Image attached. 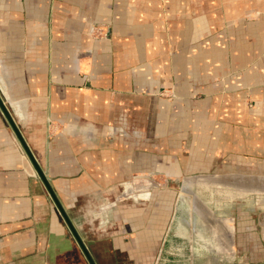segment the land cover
Listing matches in <instances>:
<instances>
[{
    "label": "crops",
    "instance_id": "obj_1",
    "mask_svg": "<svg viewBox=\"0 0 264 264\" xmlns=\"http://www.w3.org/2000/svg\"><path fill=\"white\" fill-rule=\"evenodd\" d=\"M0 99L94 263H158L163 203L125 185L260 161L264 0H0ZM188 195L233 252L230 219ZM0 264H91L1 107Z\"/></svg>",
    "mask_w": 264,
    "mask_h": 264
},
{
    "label": "rangeland",
    "instance_id": "obj_2",
    "mask_svg": "<svg viewBox=\"0 0 264 264\" xmlns=\"http://www.w3.org/2000/svg\"><path fill=\"white\" fill-rule=\"evenodd\" d=\"M162 94L166 98L172 96L170 90H164ZM240 159L239 162H232L230 159L228 161L222 159L207 161L204 166H198L193 172L169 183L154 182L150 177V180H145L144 177L142 181L139 179L125 185L134 188L139 185L148 187L150 184L149 189L157 194L158 202L163 203L164 227L167 228V222L170 224L169 229H165L162 260L155 264H201V259L208 256L206 253L204 255L202 252L195 251L199 257L193 258V248L185 241L190 237L188 230L174 228L178 212L183 211L185 205H189L190 211L195 212L197 226H208V222H199L202 216L199 215L201 210H195L194 201L187 197H185L186 200L179 201L178 211H175L180 193L183 191L187 194L200 193L202 202L208 205L209 211L215 217H213L214 221L224 225L226 224L224 221L230 219L229 224L232 228L230 237L235 240V246L233 252H228V250L225 252L233 255L221 259L217 264H259L257 262L259 258L264 264V152L261 153L260 161ZM214 175L228 177L237 175V177L243 178L247 185L242 187L225 184L192 186L186 182L183 183L187 178ZM251 181L256 183L254 188L250 187ZM180 183L182 187L179 186ZM125 186L122 188L124 189ZM122 188L120 187L121 190H123ZM202 202L199 201V203ZM212 233L216 234L214 231ZM99 252L101 264H115L112 256L107 257L101 248H99ZM210 255L212 256V254ZM210 264H214V262L212 261Z\"/></svg>",
    "mask_w": 264,
    "mask_h": 264
},
{
    "label": "flooded vegetation",
    "instance_id": "obj_3",
    "mask_svg": "<svg viewBox=\"0 0 264 264\" xmlns=\"http://www.w3.org/2000/svg\"><path fill=\"white\" fill-rule=\"evenodd\" d=\"M197 216L195 214V212H191L189 205H185V208L183 209V211L178 212V216L174 222V228H182L185 230H188L189 232V238H187L186 243L188 245H190L193 248L194 251V255L193 258H196V256L199 257L198 254H195V251L198 252H202L208 255L207 258L205 259H201V264H210L211 261H214L216 258L218 259L217 263H219V261H221V259L223 258H227V257H232L230 255L233 254H229L228 252H225V249H221L220 251L218 250L217 246H218V241L216 240V237L213 236L211 241V245L212 247L208 248L203 240L207 237L206 236H199L198 234H196L195 229L197 226ZM199 226V225H198ZM200 227H202L200 225ZM210 239V236L207 235ZM225 252V253H222ZM212 254V256L210 255ZM211 256V257H210ZM236 256H238L236 254ZM215 263V261H214Z\"/></svg>",
    "mask_w": 264,
    "mask_h": 264
},
{
    "label": "water",
    "instance_id": "obj_4",
    "mask_svg": "<svg viewBox=\"0 0 264 264\" xmlns=\"http://www.w3.org/2000/svg\"><path fill=\"white\" fill-rule=\"evenodd\" d=\"M0 107H1V109H2V112H3L4 116L7 118L9 124H10V125L12 126V128L17 132V134H18V136H19V138H20V140H21V142H22V144H23L25 150L27 151L28 155L30 156V158L32 159V161H33V162L35 163V165L37 166V170H38V172H39L41 178L43 179V181H44V183H45V185H46L48 191L50 192L51 196L53 197L54 201L56 202V204H57V206H58L60 212L63 214V216H64V218H65V220H66V222H67L69 228H70L71 231L73 232V234H74V236H75L77 242H78V243L80 244V246L83 248V250H84V252H85L87 258H88L89 261L91 262V264H95L94 261H93V259H92L91 256H90L89 252L87 251L85 245L83 244L81 238L79 237V235L77 234L76 230L74 229V227H73L71 221L69 220L68 216L66 215V213H65V211L63 210L62 206L59 204V202H58V200H57V198H56V196H55V194H54V192H53V189H52L51 185H50L49 182L47 181V179H46L45 175L43 174V172L40 170L39 166L36 164V162H35V160H34V157H33L32 153H31V151L29 150L28 146L26 145L25 141L23 140L21 134H20L19 131H18V128H17V126H16V124H15V122H14V119L12 118V115H11L10 111L8 110L7 106L4 104V102H3L1 99H0ZM179 186L182 187V184L180 183ZM185 197H187L188 199L192 200V198H190L191 196H189L186 192H184V191L181 192V193H180V196H179V199H178V202H177V204H176V206H175V211H178V208H179V201L182 200V199H184ZM190 205H192V204L190 203Z\"/></svg>",
    "mask_w": 264,
    "mask_h": 264
},
{
    "label": "bare ground",
    "instance_id": "obj_5",
    "mask_svg": "<svg viewBox=\"0 0 264 264\" xmlns=\"http://www.w3.org/2000/svg\"><path fill=\"white\" fill-rule=\"evenodd\" d=\"M195 180H197V177L196 178H194ZM212 179V178H211ZM229 181V180H228ZM197 182H198V180H197ZM203 182V181H202ZM209 182V181H208ZM218 184V183H217ZM244 184V183H243ZM255 187L256 186V183H252V184H250V187ZM218 225V224H217ZM221 227V226H220ZM226 229V228H225ZM224 229V230H225ZM219 236H221V237H219V240H220V242H222V244H223V247L225 248V249H232V246H231V240L229 241L227 238H225V235L223 236V235H219ZM229 244V246H227Z\"/></svg>",
    "mask_w": 264,
    "mask_h": 264
},
{
    "label": "built area",
    "instance_id": "obj_6",
    "mask_svg": "<svg viewBox=\"0 0 264 264\" xmlns=\"http://www.w3.org/2000/svg\"><path fill=\"white\" fill-rule=\"evenodd\" d=\"M95 33L97 34V33H99L98 31H95Z\"/></svg>",
    "mask_w": 264,
    "mask_h": 264
}]
</instances>
